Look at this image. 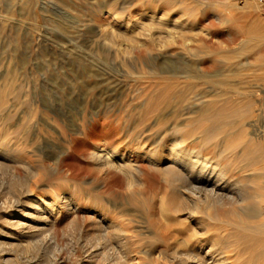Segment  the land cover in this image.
Here are the masks:
<instances>
[{
  "label": "rangeland",
  "instance_id": "obj_1",
  "mask_svg": "<svg viewBox=\"0 0 264 264\" xmlns=\"http://www.w3.org/2000/svg\"><path fill=\"white\" fill-rule=\"evenodd\" d=\"M161 17L172 20L169 30L178 28L174 39L158 28ZM188 70L195 78L186 76ZM175 71L183 75L172 76ZM197 72L210 74L204 77L209 81ZM165 84H172L175 94L183 92L184 99H166ZM199 94L206 102L195 98ZM204 107L211 109L205 117L200 115ZM177 129L186 148L199 149L230 173V183L245 188L243 201L225 200L223 207L251 210L259 217L254 220L264 222V0H0V147L10 149L13 159H0V243H15L29 256L37 248L61 247V256L76 264L78 256L68 250L97 240L88 209L92 193L109 199L108 216L120 229L140 233L137 249L148 248L146 259L155 257L152 247L160 242L154 234L163 226L209 243L213 220L201 211L192 216L178 211L171 201L182 199L177 189L186 176L166 181L161 173L159 182H151L142 174L111 171L89 157L103 146L125 152L138 168L148 167L142 143L170 146ZM43 136L47 142L40 144ZM130 178L139 182L131 186ZM27 185L36 195L70 191L80 208L70 214L64 210L54 226L50 222L52 229L37 230L36 212L28 217L18 211L26 196L15 207ZM161 196L171 213H161ZM11 228L41 236L22 246L5 237ZM230 231L226 224L220 233ZM236 250L233 245L226 250L231 264H250L248 254L239 260Z\"/></svg>",
  "mask_w": 264,
  "mask_h": 264
},
{
  "label": "bare ground",
  "instance_id": "obj_2",
  "mask_svg": "<svg viewBox=\"0 0 264 264\" xmlns=\"http://www.w3.org/2000/svg\"><path fill=\"white\" fill-rule=\"evenodd\" d=\"M169 22H172V20L169 21L168 18H162L161 17L160 22H159L160 26L158 28L163 29L165 32L169 31L168 36H170V37H172V39H174V37H176V32L178 31V28H176V29L174 28L175 30H169V27L171 26ZM173 22L176 23L177 20L175 19V20H173ZM175 25L178 26V23H176ZM134 27H133V29H134ZM129 29H131V28H129ZM129 32H131V31H129ZM145 36L146 37L148 36L151 38V36H149V35H145ZM186 72H188V74L186 75L187 77L190 78L192 76L191 78H193V76H194L193 70L192 71L188 70ZM190 72L191 73L193 72V73L191 74ZM157 74H158V76L165 77V75L162 76L161 71L157 72ZM181 74L182 73H180L179 71H175V72H173L172 76H182L183 74L182 75ZM196 75L198 78L200 77V79H205L204 77L210 76V74L209 75L208 74L200 75L199 73ZM170 78L171 77L167 76L168 80ZM172 78H174V77H172ZM194 78H195V76H194ZM204 81L208 82L209 80L205 79ZM167 85H168V83H167ZM163 86H165V87H163L161 91H162V94L164 95V97L166 99H170V97L171 98H182V99H184L183 92H177L176 94L174 93L173 90L176 89L175 87L172 89L170 86H166V84ZM243 93L244 92H242V94ZM204 97H205V94H199V96H197V97L195 96L196 99H199L201 101H205ZM187 99H189V98H187ZM210 113H211V109L209 107L208 108L204 107L200 111V115L203 117L209 115ZM163 115H165V114H163ZM144 130H146V129H144ZM143 131H142V133H143ZM173 131H174L173 134H175V135H172L174 137L171 138L172 143L170 146L157 147L160 145V142H158L155 147H151L150 145H146V142L142 143L143 146H146V149H144L142 152L145 154L147 160L150 162V166H148V167L138 168L136 166V163H135L136 161L134 162L133 158H130L125 152L119 151L118 149H114V148L111 149V148L103 147V146L95 147L90 152L89 157L94 159L95 162L98 163L102 167L109 168L110 170L111 169H117L118 171L121 170L124 173H126L127 175H129V173H131L132 176L134 175V173H135V175L142 174L144 179H147V178H149V180L152 179L153 181H151V182H159L158 174H161V173L166 176V178H165L166 181L169 180L168 176H175V178L177 179L176 181L180 180L181 177L186 176L188 181L187 182L185 181L182 184L179 183L180 184L179 187L182 186V188L177 187L178 188L177 192H180L179 195L183 196L184 198L182 197V199H180L181 197L180 198L176 197L177 194L175 195V193L173 191L174 189H173L172 191H173V194L175 195L176 198H174V199L172 198L173 200L171 199V201L175 202L174 207L178 211H183V212L185 211L190 216H192L196 211H201L203 213H206L207 215L206 214L205 215L208 218L213 220L212 226L215 227L216 231L214 230V233L212 231V233H211L212 238L209 241V243H207L208 245L206 244V240L202 239L201 237H199L193 241V240H190L192 238H187V237L183 238L181 235H178L179 233L177 234V232H176L177 230L171 229L172 230L171 231V230H168L169 228L165 229L168 226H163L162 227L163 231L159 232V230H158V232H156L154 234V237L156 238V240L158 242H160L159 246L156 245L155 247H152L154 249V252H155V257H151V256L149 257L147 255V259H146L145 254H146V252H148V248L142 247L141 250L137 249L138 246H140V244H141L140 240L143 239V237L140 235V233L128 232V231H126L127 229L125 230L124 229L125 227L123 228L122 226L120 229L119 226H117L118 225L117 222L114 221L113 219L109 218V216H108V211H110V209L112 208L111 202L108 201L109 199L104 201L101 199V196L99 195V193H92V194H90V196H92L91 200L89 198H87L90 200V202L92 204L91 207H89L88 209L90 212L89 218L91 219V222L96 224L97 240H96V243H92L90 241H87V242L84 241L81 244L80 248H78L76 246V248L74 247V248H72V249L70 248L68 250V251H71L72 256L73 255L78 256L76 264H162L163 262L165 264H166V262H169L171 264H220V263L221 264H231L232 263L230 261L231 257L229 260V256H228V253H226V250H227V248H229L232 245L235 246V248L237 249L236 250L237 251L236 258L237 259L241 260L240 258H242L243 254L246 255V253H247L248 258H246V260H248L250 262V264H260V262L264 263V227H263L264 222H262V221L258 222L256 220H254V218L258 219L259 217H257L258 215L253 213L251 210L250 211L244 210L243 212L236 211V210L229 211L223 207L225 205L224 202H226L225 200H228V203H229V201L230 202H236V203L243 201L245 198V197H243V195L245 193V188L242 187V185L238 186L236 183H234V184L230 183L231 178L229 179L226 176V174H230V173L225 174V172H223V170H222L223 168H221L223 166H218V164L210 163L207 160L206 156L203 157L202 156L203 154L202 155L200 154L199 149L198 150L195 148L191 149L189 147L186 148L185 147V145H186L185 140L182 138V135L180 134L182 132L180 129L173 130ZM142 137L143 136H140V138H142ZM140 140L141 139L138 138V141H140ZM40 141H41L40 144L46 143L47 137L43 136V138H41ZM161 143L165 144L164 141H161ZM203 145H205V144H203ZM196 146L197 145H195V147ZM11 157H12V154L10 152V149H3L0 147V159H3V161L5 160L7 162H8V160L13 161V159ZM15 159H17V158H15ZM3 161L0 160V163ZM130 168H132V169H130ZM93 170L94 169L92 168V171ZM96 172H97V170H96ZM34 175H36V174H34ZM77 175L78 174H76V176ZM60 177L63 178L62 180H65V181L69 180V178H68L69 176H66L65 174L61 175V173H60ZM110 177L111 176H108L107 178L105 177L106 182H111ZM112 177H113V175H112ZM129 177H130V175H129ZM138 178H140L139 175H138ZM129 180H130L129 184L131 182L132 183L133 182L136 183V181L139 182L138 180L133 181L131 178ZM38 181H36V182H38ZM240 181H242V180H240ZM62 182H64V181H62ZM141 182H142V180H141ZM132 183H131V186H132ZM27 187H29V186L27 185ZM30 188H32V187H29L26 189L24 188L25 191L21 190L18 194L19 196L16 195L18 199L16 198L15 199L16 202L15 201L14 202H15V207L20 206L23 203V201H21V199H22L21 196H26L25 202L23 203V205H24L23 209H18V211L19 212L24 211L25 215L29 217V214L31 212H33V210H34L37 214V217H38V219L35 220V222H37V224L34 225L36 228H39L37 230H40V229L41 230L42 229L50 230V229H52L53 227L51 228V226L53 224H55L52 222L58 220V218H56V217L59 214H61L64 210H65V212L70 214V213H74L75 211H77L80 208L78 196L76 197V194L74 195V193H72L70 191H67V190L60 191V192L57 191L53 195L44 196L42 194L36 195L35 193H33L34 189L29 190ZM111 188H112V186H111ZM78 189H79V187H78ZM30 193L31 194L33 193V194L30 195ZM170 194H171V196H173L172 193H170ZM165 197L166 196H163V197L161 196V198H160L161 200L159 203L160 207H161V213L163 215H165L166 213H171L170 205L168 206V200L165 199ZM166 204H167V206H166ZM90 208L92 210H90ZM113 208H114V206H113ZM9 213H10L9 211H5V215L6 214L9 215ZM24 213H19V214L21 215ZM110 213H111V211H110ZM11 216L13 217L12 214H11ZM178 220H179V218H178ZM197 221L202 223V220L199 218L197 219ZM50 222L52 223V225L50 224ZM179 222L180 221H178V223ZM162 224L163 223H161V226H162ZM226 224L231 226V231L229 233L227 232L228 233L227 235H223L220 233V230L222 228H226ZM210 226H205V227H210ZM214 227H212V228H214ZM173 230H175V232H173ZM205 230H206V228H205ZM35 232L36 233H33V231L32 232H30V231H16L15 229L11 228L6 232L7 234L6 233H4V234H5V237L8 239L9 238L10 239L11 238L17 239L18 244L23 246L24 244L22 243V241L27 240V239H31V238L35 239V237H37L38 235L41 236L39 233L37 234V231H35ZM206 232H208V231H206ZM1 233H3V232H1ZM186 233H188V232L186 231ZM208 234H210V233H208ZM186 236H188V235H186ZM192 236H193V234H192ZM135 241L138 242V244L134 243ZM7 242H9V241H7ZM10 244H12V243L10 242ZM10 244L6 245L5 243H0V263H2V264H10V262L14 261V260L16 261L15 264H17L18 262H20L21 264H44V261L46 262V260H44L42 255L47 257L46 264H73L70 262L71 259L66 260L65 258H63L61 256V253H62L61 247L60 248L55 247L52 249L51 248L50 249L37 248L35 250V254H32V256H29L28 254H26V251L24 248H22V247L14 248L15 243H14L13 247H11ZM198 244H200V245H198ZM154 252L151 255H154ZM242 263H244V262H242ZM244 264H246V263H244Z\"/></svg>",
  "mask_w": 264,
  "mask_h": 264
}]
</instances>
